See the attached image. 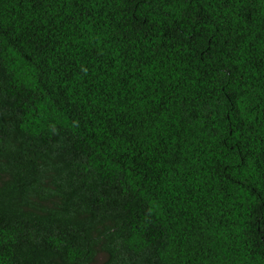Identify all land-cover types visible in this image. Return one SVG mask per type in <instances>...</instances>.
Wrapping results in <instances>:
<instances>
[{"label": "trees", "instance_id": "trees-1", "mask_svg": "<svg viewBox=\"0 0 264 264\" xmlns=\"http://www.w3.org/2000/svg\"><path fill=\"white\" fill-rule=\"evenodd\" d=\"M0 264H264V0H0Z\"/></svg>", "mask_w": 264, "mask_h": 264}]
</instances>
